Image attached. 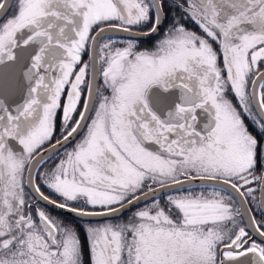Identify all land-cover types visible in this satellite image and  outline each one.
<instances>
[{"label":"snow or ice","instance_id":"1","mask_svg":"<svg viewBox=\"0 0 264 264\" xmlns=\"http://www.w3.org/2000/svg\"><path fill=\"white\" fill-rule=\"evenodd\" d=\"M0 264H264V0H0Z\"/></svg>","mask_w":264,"mask_h":264},{"label":"flooded vegetation","instance_id":"2","mask_svg":"<svg viewBox=\"0 0 264 264\" xmlns=\"http://www.w3.org/2000/svg\"><path fill=\"white\" fill-rule=\"evenodd\" d=\"M54 215H55V213H53ZM257 216H258V218H259V210H257Z\"/></svg>","mask_w":264,"mask_h":264}]
</instances>
